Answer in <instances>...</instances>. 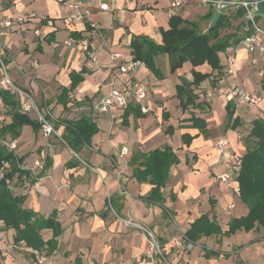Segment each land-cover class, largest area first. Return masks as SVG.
<instances>
[{"label":"crops","instance_id":"1","mask_svg":"<svg viewBox=\"0 0 264 264\" xmlns=\"http://www.w3.org/2000/svg\"><path fill=\"white\" fill-rule=\"evenodd\" d=\"M86 1L89 19L99 23L106 33L108 50L132 53L130 43L133 35H147L160 43L161 30L169 28L171 0ZM186 1V9L179 14L188 20H199L209 13L210 17L201 21V26L209 27L216 4ZM66 2L0 0V19L31 10L50 18L49 22L42 23L43 36L34 34L35 23L25 32L15 30L6 36L0 34V45L8 46L6 62L15 82L39 97V101L45 104L43 107L51 110L54 118H71L85 113L100 128L93 137L92 145L81 150L78 162L75 152L60 137L63 126L57 127L60 136L49 137L44 136L41 129L35 132L31 125L22 126L15 154L21 158L18 166L31 173L21 176L16 173L12 190L15 195L25 197L24 207L45 217L55 215L62 224L63 232L57 237L58 247L46 255L45 251L38 252L24 246V243H15V230L6 228L0 221L1 264H36L40 255L45 256L47 264H149L147 243L141 232L126 227L122 221L128 216L150 225L161 235L182 229L185 236L190 224L204 213L215 217L223 230H227L231 218L246 215L248 207L239 197L238 181L221 183L216 175L228 169L226 159L232 151L245 153L244 137L250 132L255 118H264V102L259 106H238L226 97V92L229 87L240 84L264 97V62L257 54L249 53L240 45L228 47L219 53L223 67L221 74L208 63L195 67L211 76L195 89L199 93L198 105L182 108L177 97V85L181 83L180 76L193 79V65L188 61L171 72L168 54L161 53L155 57L157 74L146 65L137 71L138 77L149 87L146 100L149 111L142 112V116L130 113L127 118L125 109L116 110L114 117L101 114L92 109V102L108 90L104 82L112 75V70L108 68L109 58L104 51H100L98 61L92 62L81 56L77 48L63 45L72 33L64 21L68 13ZM104 2L109 4L110 9H100V3ZM188 7L194 10H188ZM197 7L202 8L198 10ZM84 28L82 24L77 25L78 30L73 34ZM94 41L99 43L97 38ZM227 53L236 55L235 71L223 75ZM84 66L90 73H85L84 80L70 92V101L65 108L58 101L61 88L70 86L69 73L72 70L79 71ZM159 74L163 77H158ZM208 90L214 92L211 101H207L205 96ZM75 94H81L83 98L76 105ZM228 102H233L235 106L234 116L243 121L236 128L227 127ZM130 106L138 108L135 104ZM224 135L229 137L230 145L224 153H219L214 146L215 140ZM166 145L173 147L180 162L171 167L169 182L162 189L165 202L158 205L142 199L149 193L152 184L139 181L133 175L135 165L130 164V159L135 153H146ZM125 146L129 152L121 156ZM38 158L44 163L46 159H51L52 165L36 179L32 166ZM70 160L73 163L67 165ZM230 203L235 204L232 209H228ZM41 233L44 240L53 237L52 229L45 228ZM216 236L239 240L235 244H240V255L250 257L246 264H264L263 227L242 228L231 235L202 236L198 241H212V237ZM244 241H248L245 248L241 246ZM205 248L198 264H233L230 252H224L229 256L221 253L207 257ZM197 254V249L191 252L195 260Z\"/></svg>","mask_w":264,"mask_h":264},{"label":"trees","instance_id":"2","mask_svg":"<svg viewBox=\"0 0 264 264\" xmlns=\"http://www.w3.org/2000/svg\"><path fill=\"white\" fill-rule=\"evenodd\" d=\"M237 7L233 13L223 10L215 22L207 28L201 26V21L209 18V13L199 20H188L180 14L173 15L169 19V28L161 30L162 41L160 43L147 35H133L130 43L132 54L136 59L145 62L146 66L156 74L155 57L158 54H168L171 72L181 68L185 62H191L193 65V79L189 80L185 76H180L181 83L177 85V97L182 108H187L189 105H198L196 101L199 98V93L195 89L211 74L198 71L195 67L208 63L213 70H219V74H221L223 67L219 53L226 51L230 46L238 45L244 33L249 32L244 28L245 22L242 20L245 9L242 6ZM235 21H238V23L233 26ZM38 48L41 49V46L38 45ZM85 73H90V70L85 66L79 71L72 70L69 73L71 84L69 87L63 86L58 96V101L65 108L70 101V92L84 80ZM158 77L161 78L163 75L159 74ZM0 96L9 106L7 122L3 125L4 135L17 138L23 125H31L35 132L41 129V123L37 119L20 110V101L13 92L0 88ZM77 102L79 101L74 102V105ZM226 108L227 127L236 128L242 125L243 121L239 116H234L235 106L233 102H228ZM130 113H134L135 116H142L143 114L139 107L129 105L125 109V117L127 118ZM126 118L124 124L127 123ZM195 119L199 121V119ZM52 120L56 128L59 126L64 127L61 134L62 140L78 154L75 159L80 162L81 150L92 145L94 135L100 130L98 124L90 115L85 113L71 118L67 116L55 117ZM244 142L246 151L242 155V163L236 175V180L238 181L239 197L247 205L248 213L241 217L231 218L229 228L225 231L215 217L211 218L208 213L202 214L190 224L185 232V237L192 243L196 244L202 236L222 233L231 235L242 228L245 230H251L254 227L264 228L263 117H257L252 121V127L244 137ZM4 160L10 161L11 167L0 179V221L4 223L6 228L15 230L13 237L15 243H24V246L28 248L38 252L45 251L46 255H50L58 247L57 237L63 232L62 224L56 219L55 215L45 217L31 208L23 206L25 197L15 195L12 190L13 178L16 173L21 176L22 174L29 175L31 172L18 166L21 158H18L13 151L0 144V166ZM179 162V156L170 145L146 153L133 154L130 159V164L135 165L133 175L139 181H147L152 184V188L142 198L143 200L158 205L164 204L165 195L162 189L169 182L171 167ZM72 163L73 161L70 160L66 164L71 165ZM51 165L52 160L46 159V163L38 171L36 179L40 178L45 169ZM7 178L12 180V184H7ZM32 181H35V179H32ZM172 198H174V195H172ZM110 203H112V200H110ZM164 211H166L165 208ZM45 228L53 231V237L48 240H44L41 233ZM204 250L207 257L220 255L221 253L224 256L230 255L212 248H205Z\"/></svg>","mask_w":264,"mask_h":264},{"label":"built area","instance_id":"3","mask_svg":"<svg viewBox=\"0 0 264 264\" xmlns=\"http://www.w3.org/2000/svg\"><path fill=\"white\" fill-rule=\"evenodd\" d=\"M205 3L217 4V0H198ZM68 13L64 18L66 25L69 27L70 36L64 41L63 45L69 48H77L78 53L86 59L97 62L98 51H104L109 58V66L112 70L111 77L104 82L107 87V92L98 96L92 102V109L101 114H110L115 116L116 110L126 109L130 104H135L143 113L149 111L146 104L149 87L147 82L142 80L137 75L139 68L146 64L142 60L136 59L132 53L124 51H112L106 47V33L103 28L97 23L89 19L90 11L86 0H67L66 2ZM185 5V0H171L168 14L173 16L179 14L182 7ZM233 5L242 6L245 9V14L250 13L255 6V0H238ZM100 9L108 10V3H100ZM50 18L47 15L39 14L35 10L22 12L16 16H6L0 19V34L8 35L12 31L25 32L33 27V32L36 36H43L42 23L49 22ZM84 25L83 30L77 34L76 26ZM249 32L244 33L238 45L244 47L249 53H254L264 62V26L261 25L256 17H251L245 28ZM94 38L99 39V43H95ZM8 58V46L0 45V88L10 90L15 94L20 101V110L41 123V131L44 136L60 134L54 125V118L51 110L40 105L36 100L35 95L29 89L19 86L12 76L9 74V66L6 62ZM236 55L227 53V61L223 75L233 74L235 71ZM37 66V63H34ZM72 95V94H71ZM207 101H211L214 92L208 90L205 94ZM226 97L234 101L238 106L252 107L259 106L264 102V97L261 94H256L248 90L246 87L236 84L228 88ZM74 101H80L81 94L73 95ZM9 106L6 104L2 96H0V144L7 147L8 150L14 153L19 148L18 138L7 137L3 134V125L7 122V113ZM61 137V136H60ZM230 145V139L224 135L215 140V148L219 153H224ZM129 152L127 146L123 147L120 155L124 156ZM76 154V153H75ZM242 155L239 152L232 151L226 159L228 169L219 172L216 176L221 183L229 184L236 179V175L242 163ZM11 167L8 160H4L0 166V179L5 175V172ZM44 167V161L40 158L36 159L32 166L33 175L36 177L38 171ZM7 184H12V180L7 178ZM234 203H230L228 209H232ZM112 209V208H111ZM126 227H133L140 231L147 243L146 258L149 264H172L168 261L166 253L163 249L161 240L156 231L148 224L141 223L135 220L134 217L128 216L122 219ZM175 246L178 250H191L194 243L184 238H177ZM36 264H47L46 258L40 255Z\"/></svg>","mask_w":264,"mask_h":264},{"label":"rangeland","instance_id":"4","mask_svg":"<svg viewBox=\"0 0 264 264\" xmlns=\"http://www.w3.org/2000/svg\"><path fill=\"white\" fill-rule=\"evenodd\" d=\"M185 3L187 4V1L185 0ZM185 4V5H186ZM184 5V6H185ZM182 7L183 11L186 9V7ZM198 10L201 9L202 7H197ZM237 5H229L226 9V11L233 13L236 9H237ZM181 9V11H182ZM194 10V8L192 7H188V10ZM182 11V13H183ZM214 19H216L214 17ZM257 21L259 23H261V25L264 26V19L262 17H256ZM99 24V23H98ZM100 25V24H99ZM237 23L234 22L233 26H236ZM98 53H100V51H98ZM9 74L13 77V72L12 70L9 68ZM23 78V77H21ZM36 100L40 103L41 106H44V102L41 103V101H39V97L37 98L35 96ZM78 156V154H76ZM224 223V222H222ZM184 231L182 229H179L178 231H175L172 234H168V235H161L159 234V238L161 240L163 249L166 253V256L168 258V261L171 262L172 264H198L199 261L202 259L203 257V248L205 247H211L214 249H218L221 252H230L232 255V262L233 264H246L248 262V260L250 259L249 256L247 255H240L241 251L240 250V244L237 245L235 244L236 242H239V240H235L233 237H225V236H216V237H212V241H203L204 239H201L200 241H198L196 244H194V247L187 251V250H178L177 247L175 246V240L177 238H184ZM256 237H258V235L256 234ZM248 244V241H244L243 243H241V246H245ZM244 247V248H245ZM195 249H197L199 251V254H197V258L195 260V256L193 257L191 255V252H193ZM21 252V250H19ZM223 257V256H222ZM224 258V257H223ZM190 260H193V262H190ZM162 264H167L166 262H163Z\"/></svg>","mask_w":264,"mask_h":264},{"label":"water","instance_id":"5","mask_svg":"<svg viewBox=\"0 0 264 264\" xmlns=\"http://www.w3.org/2000/svg\"><path fill=\"white\" fill-rule=\"evenodd\" d=\"M238 0H217L216 9L213 15V22L219 17L220 13L229 5L237 2ZM214 17L216 19H214ZM251 17H262L264 19V0H255V6L250 13L243 16V20L247 23ZM212 22V23H213Z\"/></svg>","mask_w":264,"mask_h":264}]
</instances>
